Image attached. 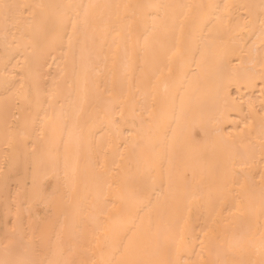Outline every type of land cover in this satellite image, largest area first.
<instances>
[{
  "label": "bare ground",
  "instance_id": "6f19581e",
  "mask_svg": "<svg viewBox=\"0 0 264 264\" xmlns=\"http://www.w3.org/2000/svg\"><path fill=\"white\" fill-rule=\"evenodd\" d=\"M0 264H264V0H0Z\"/></svg>",
  "mask_w": 264,
  "mask_h": 264
},
{
  "label": "snow or ice",
  "instance_id": "6c2138e0",
  "mask_svg": "<svg viewBox=\"0 0 264 264\" xmlns=\"http://www.w3.org/2000/svg\"><path fill=\"white\" fill-rule=\"evenodd\" d=\"M5 7H7V6H5Z\"/></svg>",
  "mask_w": 264,
  "mask_h": 264
}]
</instances>
